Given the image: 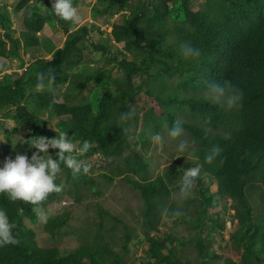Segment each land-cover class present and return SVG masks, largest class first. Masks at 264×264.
I'll return each mask as SVG.
<instances>
[{
  "label": "trees",
  "instance_id": "obj_1",
  "mask_svg": "<svg viewBox=\"0 0 264 264\" xmlns=\"http://www.w3.org/2000/svg\"><path fill=\"white\" fill-rule=\"evenodd\" d=\"M82 2L74 0L76 6ZM193 2L95 0L91 3L95 17L122 16L121 23L112 24L111 35L123 46L113 53L105 42L89 38L94 29L102 33L100 27L73 25L56 17L52 0H18L13 11L7 1L0 4V56L17 57L18 67L23 69L1 76L0 128L8 143L16 128L10 130L6 121L13 120L28 130V151H6L0 166L9 156L30 157L37 151L30 145L35 136L52 138L66 131L77 145L78 159L90 165L89 157L98 154L117 162L101 176L105 185L128 182L135 189L140 200L139 225L148 243L144 256L128 260L135 228L124 223V243L116 247V225L108 224L119 217L97 204L99 221L80 226L83 242L78 247L63 253L57 246L42 247L28 223L39 221L34 206L0 194V208L15 224L18 240L0 248V264H264V0H206L197 9ZM26 8L32 9L30 15L22 11ZM21 11L23 29L18 31L13 17ZM57 23L67 33L63 46L57 47L50 39L43 44L38 33L47 24ZM17 32L20 36L16 38ZM88 39L97 51L113 55L107 57L114 62L111 68L93 69L84 61L81 43ZM186 41L201 49L198 60H185L181 55L180 45ZM41 46V55L34 60L27 62L21 54L22 48L27 54ZM42 72L53 74L55 81L38 89ZM136 76L142 78L140 83L135 82ZM211 81L228 82L243 90L242 106L228 108L214 101L208 88ZM88 85L93 88L84 97ZM139 94L149 100L143 110L137 105ZM130 107L135 116L121 125L119 115ZM177 120L182 122L183 132L171 137L169 130ZM157 136H162L164 148L167 137L179 146L172 153L177 155L176 161L159 172L153 154L158 150ZM84 141L93 146L80 156ZM181 144H185L184 150ZM215 147L221 149L220 155L208 163L206 155ZM55 152L49 149V154ZM197 165L201 174L185 197L181 193L183 173ZM61 168L56 182L63 184L76 203L86 198L83 189L103 194L102 183L91 170L73 175L63 164ZM214 184L216 190H212ZM64 190L51 193L43 207L60 200ZM165 207L172 211L162 214ZM229 208L235 210L232 216L238 221L231 243L241 251L239 261L223 258L212 247L216 235L223 236L226 227L220 214ZM176 209L183 214L174 216ZM72 216L64 211L50 217L44 227L51 239L72 226ZM166 218L173 226L184 225L188 235L171 231V226L162 227ZM190 247L192 254L187 250Z\"/></svg>",
  "mask_w": 264,
  "mask_h": 264
},
{
  "label": "rangeland",
  "instance_id": "obj_2",
  "mask_svg": "<svg viewBox=\"0 0 264 264\" xmlns=\"http://www.w3.org/2000/svg\"><path fill=\"white\" fill-rule=\"evenodd\" d=\"M8 2L10 5L11 10H14V6L18 2V0H0V4L2 2ZM33 2L42 1L43 0H32ZM95 0H83L82 4L77 6L80 12V15L82 17L81 21L77 24L78 26L82 25H95L96 27H100L101 32L98 31V29H94L92 33L90 34V37L92 41L95 43L98 42H105V44H108L110 48H112V53L115 52V49L119 46H123L122 44L116 43L111 35L112 30V24L114 23H121L122 22V16L120 13L116 14L113 17H108L105 15L100 16H94L93 11L91 10V3ZM206 0H194L193 6L197 9L201 7V4H204ZM24 13L27 11L28 15H30L32 12L31 8H26L25 10H22ZM22 11L19 13L18 16H14L13 20L15 22V28L18 29V31L23 29L22 26V17L23 13ZM2 29L0 28V32ZM66 30L63 25H60L59 23L55 24L54 26H51L47 24L44 28V30L41 33H38V36L40 39H42V43L44 44L46 39L52 40L57 47H61L64 44V41L66 39ZM20 32H17L14 37H19ZM91 40H85L81 43V47L83 48L84 53V61L89 63L90 66L93 69H106L111 68L114 65V62L110 61L107 57H113V55L103 53L101 51H97L94 46L90 43ZM8 43V42H7ZM43 50V47L41 46L38 49L31 48L28 53H24V48L21 49V54L24 55L26 61L34 60L38 56H40L41 51ZM48 58H50V55H47ZM131 58V56H130ZM20 60L17 57H8L4 58L0 56V69L4 68V72H0V79L1 76L4 73H11L15 71L22 72L23 69L18 67ZM115 74V73H113ZM144 79V77H143ZM142 81V78L140 76H136L135 82L140 83ZM91 88L93 86L88 85L86 88H84L82 92V96L87 97L90 92ZM64 90V87L62 88ZM137 105L142 108V110L148 106L149 100L144 94H139L136 96ZM57 122V120H55ZM6 127H8L10 130H13L16 128V131L11 135L12 139L11 142H6V137L3 135L2 131L3 129L0 128V158L6 151L11 152H19L23 151L26 153L28 151V148L25 144V138L28 133V130L18 125L13 120H8L5 123ZM187 140V138H185ZM17 141V142H16ZM16 143V144H15ZM155 143L158 145V150L155 151L153 154L155 155L156 165L159 166L155 171L159 172L164 168L166 165H169L176 161L177 155L173 156L172 153L176 152L179 149V146L173 145V142L169 137H167V145L166 148H164L162 144V136H157L155 139ZM15 145V146H13ZM185 145V144H184ZM128 154L129 151H126ZM159 154V157H156ZM89 160H91V173L97 177L98 181L102 183V186L99 187V189L103 192L102 195H95L91 192L90 189H83L86 198L80 202L76 203L74 201V197L70 194H68L65 190L62 193V197L60 200H55L54 202L50 203L47 207V209L51 210L53 214H59L64 211H70L72 213V218L70 219L71 227L64 228V233L62 235L58 236L56 239H51L49 233L45 230L44 224L45 222H41L40 220L37 223H32L28 221V223L34 227L36 234H37V241L42 247H51V246H57L60 249V252L63 253L66 250H71L76 247H78L83 241L79 237V228L82 224H86L92 221H99L98 212L99 209L97 208V204L105 207L107 210H110V213L113 215L119 217L118 221H110V224H115V234H116V241L117 246L120 247L124 243V234H123V225L124 223L132 226L135 228L134 237L132 241L129 243L130 252L127 255L128 260H132L135 257L138 256H144V252L148 247V243L144 239V229L139 225L140 215H139V196L137 192L135 191L132 186L126 182H119L115 181L113 183H108L105 185V180L101 174L103 172L109 171L111 166H116L117 162L113 160H106L102 158L101 156L95 155L93 157H89ZM104 183V184H103ZM217 184H214L212 186V190H216ZM224 201L220 203V206L223 207ZM230 203H228L229 206ZM233 208H229L227 211L222 212L220 215L222 217H225L226 219H229L230 216L234 213L232 210ZM52 214V215H53ZM230 215V216H229ZM108 220V219H107ZM122 221V222H121ZM112 222V223H111ZM237 222V221H236ZM164 227L165 229L168 226L170 227L171 231H175L181 235L187 236L188 235V229L184 226H173L171 221L169 219L164 220ZM81 230V228H80ZM75 232L73 235H71L72 232ZM226 235H225V234ZM223 233V236L216 235V240L212 243L213 249L223 258L225 257H231L235 259L236 261H239L240 259V252L233 246L231 242L227 241V236L230 234L228 231H225ZM189 253L192 254V248H187Z\"/></svg>",
  "mask_w": 264,
  "mask_h": 264
},
{
  "label": "clouds",
  "instance_id": "obj_3",
  "mask_svg": "<svg viewBox=\"0 0 264 264\" xmlns=\"http://www.w3.org/2000/svg\"><path fill=\"white\" fill-rule=\"evenodd\" d=\"M51 9L56 17L71 22L73 25L78 24L82 19L74 0H52ZM180 52L185 60H198L202 56L201 49L190 41L181 43ZM46 76L47 83L45 82ZM54 81L55 76L53 74L42 72L38 74L36 87L44 89L46 86L52 85ZM208 88L211 98L217 103H223L228 108L242 106L244 100L243 90L232 86L230 83L221 84L217 81H211ZM134 116L135 109L130 107L127 112L120 113L119 121L121 125H126ZM182 132V122L177 120L169 130V135L179 137ZM35 137L31 140L30 145L35 146L37 151L33 152L30 157L27 154H17L15 158L9 156L0 166V194L5 195L11 201L23 200L30 202L34 206L33 211L36 213L37 218L46 223L53 213L43 207V202L48 199L51 193H61L64 190L63 184L56 182L62 171L61 164L70 169L73 175L81 172L87 174L90 165L86 161L78 159L77 145L73 143L66 131H60L52 138L46 136ZM92 146L90 141H84L79 146V155L83 156L88 153ZM180 147L184 150L186 146L181 144ZM50 148L56 150L54 156L49 154ZM220 152L219 147L213 148L206 155V161L212 163L220 155ZM200 174L201 167L199 165L184 171L181 184L182 195L187 197L191 194ZM170 211L172 210L165 207L162 214H168ZM172 214L179 217L183 213L176 209ZM225 220L226 227L222 234L224 231H228L230 235L227 236V241L231 242V234L235 231L238 221L233 217H230V221L226 218ZM14 228L15 224L10 220L8 212L0 208V248L18 243L13 231Z\"/></svg>",
  "mask_w": 264,
  "mask_h": 264
},
{
  "label": "bare ground",
  "instance_id": "obj_4",
  "mask_svg": "<svg viewBox=\"0 0 264 264\" xmlns=\"http://www.w3.org/2000/svg\"><path fill=\"white\" fill-rule=\"evenodd\" d=\"M231 128V127H230ZM230 160V159H229ZM231 163V162H230ZM103 174V173H102ZM221 187V186H220ZM219 196V195H218ZM230 206V205H229ZM233 211H234V213H235V210L234 209H232ZM234 213H233V215H234ZM230 216V215H229ZM230 217H233L232 215L230 216ZM138 257H140V256H138Z\"/></svg>",
  "mask_w": 264,
  "mask_h": 264
}]
</instances>
